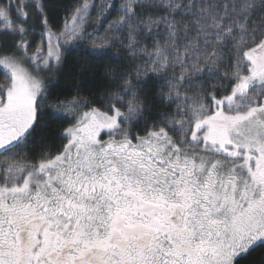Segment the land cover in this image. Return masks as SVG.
I'll return each instance as SVG.
<instances>
[{
  "label": "snow or ice",
  "instance_id": "6c2138e0",
  "mask_svg": "<svg viewBox=\"0 0 264 264\" xmlns=\"http://www.w3.org/2000/svg\"><path fill=\"white\" fill-rule=\"evenodd\" d=\"M111 8L54 31L46 0H0V264H241L264 249V0H123L93 38ZM81 43L99 104L42 75ZM57 120L65 142L30 156Z\"/></svg>",
  "mask_w": 264,
  "mask_h": 264
},
{
  "label": "trees",
  "instance_id": "16d2710c",
  "mask_svg": "<svg viewBox=\"0 0 264 264\" xmlns=\"http://www.w3.org/2000/svg\"><path fill=\"white\" fill-rule=\"evenodd\" d=\"M79 2L80 0H46V3L51 7L49 19L54 31L63 29L65 17ZM99 2L100 0H93V3ZM107 2L114 5V8L108 9L105 14L100 15L96 9H92L91 11L87 31L91 33L94 28L97 29L93 38L104 36L108 24L117 18L118 10L123 0H107ZM32 27L33 31L29 36V40L35 36V41H39L38 39L39 36H42L43 29L39 24H35ZM87 48L88 44L81 43L80 48L73 46L64 56L61 69L54 82L51 83L54 85L53 88H50V91L53 93V98L70 99L79 92L81 97L93 100L97 104L102 102L101 94L108 87V84L102 79L103 70L97 67V62L90 60L89 57L83 54ZM34 49V47L31 48L30 52L34 51ZM0 80H2V75H0ZM163 111H166V109L162 107L154 108L145 117L149 121V126L152 120ZM68 126L69 124L65 120H57L55 122H48L47 127L38 128L33 134V143L29 145V155H39V152L45 148L55 152L65 142L61 139V134L64 128ZM144 128L145 125L141 123L138 127L132 129V133L139 132L143 134ZM262 261H264V249H257L252 255L241 260V264H262Z\"/></svg>",
  "mask_w": 264,
  "mask_h": 264
},
{
  "label": "rangeland",
  "instance_id": "374dc122",
  "mask_svg": "<svg viewBox=\"0 0 264 264\" xmlns=\"http://www.w3.org/2000/svg\"><path fill=\"white\" fill-rule=\"evenodd\" d=\"M42 39H44L45 40V45H46V39L44 38V37H42V36H39V41H35V36H33V37H31L30 38V42H31V44H30V49L31 48H37L38 46H40L41 45V41H42ZM73 48V46H71V45H68V46H64L63 48H62V51H63V57L71 50ZM35 49H34V51H35ZM34 51H32V52H34ZM32 52H30L29 54H32ZM44 53L46 54V46H45V48H44ZM62 66V65H61ZM61 66L59 67V68H57V69H55V70H53V71H51V72H47V73H44V74H42L43 75V77H44V79H45V82L47 83V82H54V80L56 79V76H57V74H58V72H59V70L61 69ZM106 138V137H105Z\"/></svg>",
  "mask_w": 264,
  "mask_h": 264
}]
</instances>
